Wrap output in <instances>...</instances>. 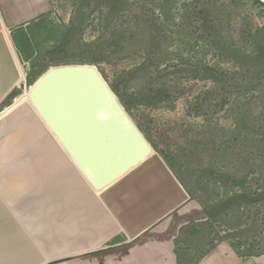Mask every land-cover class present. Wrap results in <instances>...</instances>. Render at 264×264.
<instances>
[{"label": "rangeland", "instance_id": "rangeland-1", "mask_svg": "<svg viewBox=\"0 0 264 264\" xmlns=\"http://www.w3.org/2000/svg\"><path fill=\"white\" fill-rule=\"evenodd\" d=\"M49 5L31 31L38 49L28 77L60 64L96 66L197 204L174 239L178 263L215 253L228 264H264V0ZM208 66L223 81L207 78ZM162 83L175 93L155 103L151 90ZM97 259L89 264H111L109 255Z\"/></svg>", "mask_w": 264, "mask_h": 264}, {"label": "crops", "instance_id": "crops-1", "mask_svg": "<svg viewBox=\"0 0 264 264\" xmlns=\"http://www.w3.org/2000/svg\"><path fill=\"white\" fill-rule=\"evenodd\" d=\"M49 8L0 0V264H179L176 233L198 208L162 157L152 151L97 190L23 94L31 31ZM207 254L198 264H228Z\"/></svg>", "mask_w": 264, "mask_h": 264}, {"label": "water", "instance_id": "water-1", "mask_svg": "<svg viewBox=\"0 0 264 264\" xmlns=\"http://www.w3.org/2000/svg\"><path fill=\"white\" fill-rule=\"evenodd\" d=\"M27 98L97 190L153 151L92 64L48 67L31 84Z\"/></svg>", "mask_w": 264, "mask_h": 264}, {"label": "trees", "instance_id": "trees-1", "mask_svg": "<svg viewBox=\"0 0 264 264\" xmlns=\"http://www.w3.org/2000/svg\"><path fill=\"white\" fill-rule=\"evenodd\" d=\"M199 15H200V17H199V23L205 22L206 21V18L203 17V13L200 12ZM75 62H78V61H75ZM49 65H51V64H49ZM205 69L209 72V75H208L207 78H211L212 81H215V82L216 81L217 82H220V80L223 81V77H224V73L223 72H221L220 70L217 71L214 68H211L209 66L208 67H203L202 71H205ZM45 70L41 71L40 72V75ZM243 70H245V69H243ZM175 90H176V88L174 89V87L171 84L168 83V85H167V83H162L158 87H155L154 89L151 90V97H150L151 99L150 100L153 101V102H155V103L161 102V101H165V100H170L171 99V93L172 92L175 93ZM123 105L127 108V105L125 103ZM129 106L130 105H128V107ZM236 254H237V256H239L237 252H236ZM250 255H253V253H250Z\"/></svg>", "mask_w": 264, "mask_h": 264}, {"label": "built area", "instance_id": "built-area-1", "mask_svg": "<svg viewBox=\"0 0 264 264\" xmlns=\"http://www.w3.org/2000/svg\"><path fill=\"white\" fill-rule=\"evenodd\" d=\"M22 74H23V76H22ZM26 74H27V73H26L25 68L22 69V71H21V75H20V76L23 78V79H22L23 81H25ZM30 86H31V85H28L27 88L24 89L23 94L26 93V91L30 88Z\"/></svg>", "mask_w": 264, "mask_h": 264}, {"label": "bare ground", "instance_id": "bare-ground-1", "mask_svg": "<svg viewBox=\"0 0 264 264\" xmlns=\"http://www.w3.org/2000/svg\"><path fill=\"white\" fill-rule=\"evenodd\" d=\"M27 99V98H26Z\"/></svg>", "mask_w": 264, "mask_h": 264}]
</instances>
